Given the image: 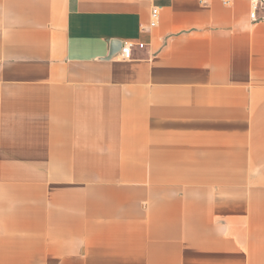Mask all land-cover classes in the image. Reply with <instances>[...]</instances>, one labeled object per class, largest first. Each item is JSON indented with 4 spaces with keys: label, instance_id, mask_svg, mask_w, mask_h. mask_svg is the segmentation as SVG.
<instances>
[{
    "label": "crops",
    "instance_id": "1",
    "mask_svg": "<svg viewBox=\"0 0 264 264\" xmlns=\"http://www.w3.org/2000/svg\"><path fill=\"white\" fill-rule=\"evenodd\" d=\"M0 264H264L250 0H0Z\"/></svg>",
    "mask_w": 264,
    "mask_h": 264
},
{
    "label": "built area",
    "instance_id": "2",
    "mask_svg": "<svg viewBox=\"0 0 264 264\" xmlns=\"http://www.w3.org/2000/svg\"><path fill=\"white\" fill-rule=\"evenodd\" d=\"M157 1V0H155ZM202 4H207L209 0H199ZM224 5H230L232 0H221ZM251 4V19L256 22L264 18V0H250ZM161 5L155 4L151 12L150 26L155 27L158 25L160 19ZM145 43L126 41L122 44L120 56L122 59H131L134 55L136 47L143 48Z\"/></svg>",
    "mask_w": 264,
    "mask_h": 264
},
{
    "label": "water",
    "instance_id": "3",
    "mask_svg": "<svg viewBox=\"0 0 264 264\" xmlns=\"http://www.w3.org/2000/svg\"><path fill=\"white\" fill-rule=\"evenodd\" d=\"M116 43H113V47L111 48L110 55H114L117 51V48L114 46Z\"/></svg>",
    "mask_w": 264,
    "mask_h": 264
}]
</instances>
